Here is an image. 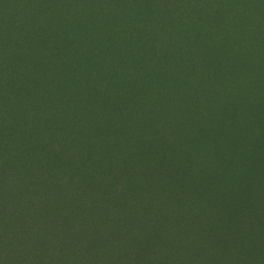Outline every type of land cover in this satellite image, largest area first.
<instances>
[{
  "label": "trees",
  "instance_id": "trees-1",
  "mask_svg": "<svg viewBox=\"0 0 264 264\" xmlns=\"http://www.w3.org/2000/svg\"><path fill=\"white\" fill-rule=\"evenodd\" d=\"M263 23L264 0H0V264L264 259Z\"/></svg>",
  "mask_w": 264,
  "mask_h": 264
},
{
  "label": "rangeland",
  "instance_id": "rangeland-1",
  "mask_svg": "<svg viewBox=\"0 0 264 264\" xmlns=\"http://www.w3.org/2000/svg\"><path fill=\"white\" fill-rule=\"evenodd\" d=\"M263 27H264V23H263ZM257 146H258V144H257ZM258 188H259V186H258ZM258 188L256 189V187H252V186L247 187V189H248L249 192H252L253 191L252 194H251L253 197H255L256 194H259L260 191H258ZM261 256H263V255H261ZM256 264H264V259H261V260L257 261Z\"/></svg>",
  "mask_w": 264,
  "mask_h": 264
}]
</instances>
